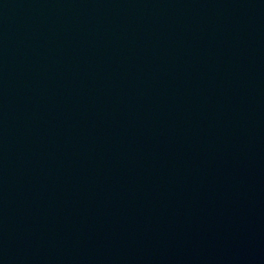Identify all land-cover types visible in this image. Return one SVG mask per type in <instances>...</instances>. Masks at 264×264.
Wrapping results in <instances>:
<instances>
[{
    "label": "water",
    "instance_id": "95a60500",
    "mask_svg": "<svg viewBox=\"0 0 264 264\" xmlns=\"http://www.w3.org/2000/svg\"><path fill=\"white\" fill-rule=\"evenodd\" d=\"M0 264H264V0H0Z\"/></svg>",
    "mask_w": 264,
    "mask_h": 264
}]
</instances>
